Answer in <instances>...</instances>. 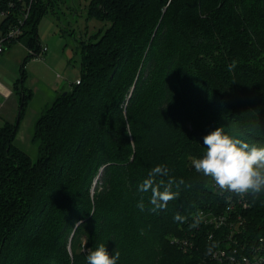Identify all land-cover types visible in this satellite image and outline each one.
I'll use <instances>...</instances> for the list:
<instances>
[{
	"label": "trees",
	"instance_id": "obj_1",
	"mask_svg": "<svg viewBox=\"0 0 264 264\" xmlns=\"http://www.w3.org/2000/svg\"><path fill=\"white\" fill-rule=\"evenodd\" d=\"M53 3L0 0V35L30 8L11 43L38 55V24ZM88 7V19L105 31L81 43L80 83L36 121V161L16 144L32 97L22 86L29 58L15 82L20 121L0 129V264H87L101 244L119 252L117 264H201L219 244H209L212 228L196 217L221 213L230 193L220 194L191 157L203 156V137L218 127L264 146V0H89ZM157 165L169 170L157 180L184 184L173 185L179 196L165 210L152 212L151 193L139 186ZM247 199L237 240L264 248V192ZM191 235L190 252L173 243Z\"/></svg>",
	"mask_w": 264,
	"mask_h": 264
},
{
	"label": "rangeland",
	"instance_id": "obj_2",
	"mask_svg": "<svg viewBox=\"0 0 264 264\" xmlns=\"http://www.w3.org/2000/svg\"><path fill=\"white\" fill-rule=\"evenodd\" d=\"M53 1L54 6L38 24V42L42 49H48L47 53L40 51L38 55H33L34 50L28 49L23 42H10L5 46L0 64L4 71L0 77L10 84L11 78L21 77V67L29 58L22 86L32 93V97L25 106L23 119H30L35 112L37 116L28 128L22 129L25 136H18L16 144L34 161L38 157L37 146L32 142L36 121L62 93L71 91L81 78V43L95 42L94 37L100 36L106 28L104 23L88 19L89 0ZM7 91L6 87L0 90V129L7 122L14 124L20 121L21 90L9 94ZM23 119L21 125L24 126ZM194 159L191 157V161Z\"/></svg>",
	"mask_w": 264,
	"mask_h": 264
},
{
	"label": "clouds",
	"instance_id": "obj_3",
	"mask_svg": "<svg viewBox=\"0 0 264 264\" xmlns=\"http://www.w3.org/2000/svg\"><path fill=\"white\" fill-rule=\"evenodd\" d=\"M233 62L232 67H234ZM231 70V68L229 69ZM205 152L201 158L194 159L195 170L206 177H210L220 194L231 193L238 196H257L264 192V146L249 144L239 138L225 134L222 127L216 128L203 137ZM168 168L165 165L153 167L147 178L139 186L143 193L150 192L149 203L153 206L150 211L165 210L168 202L178 198L179 192L173 191V185L179 187L184 180L178 182L174 178L157 180L167 177ZM137 207L144 210L141 200ZM174 220L180 223L186 218L177 213ZM190 227H198L193 223ZM119 252L110 255L105 245L101 244L95 250H89L87 264H117Z\"/></svg>",
	"mask_w": 264,
	"mask_h": 264
},
{
	"label": "built area",
	"instance_id": "obj_4",
	"mask_svg": "<svg viewBox=\"0 0 264 264\" xmlns=\"http://www.w3.org/2000/svg\"><path fill=\"white\" fill-rule=\"evenodd\" d=\"M29 9L18 25L10 28L6 34L0 35V54L4 52L8 43L21 36L22 26L28 18ZM41 51L47 53L48 49L46 47L41 48ZM76 83H80V80ZM249 206L247 195L234 197V194L230 193L227 197V207L221 213H216L210 209L199 211L196 220L203 227L212 228V231H208L206 235L209 244L215 242L219 244L209 256L204 257L201 264H212V262L219 264H264V248L262 246L256 247L253 244L239 243L237 240V234L243 231L244 223L239 209H247ZM195 236L177 238L173 240V243L177 244L184 253H187L196 246Z\"/></svg>",
	"mask_w": 264,
	"mask_h": 264
},
{
	"label": "crops",
	"instance_id": "obj_5",
	"mask_svg": "<svg viewBox=\"0 0 264 264\" xmlns=\"http://www.w3.org/2000/svg\"><path fill=\"white\" fill-rule=\"evenodd\" d=\"M4 52L2 54H0V64L2 63V59H3ZM2 73H4V71L1 70V67H0V74H2ZM10 77H12V76H10ZM10 80L12 81V83L9 84V82L7 83L4 80V78H1L0 77V90L5 89V87H6V90L8 89V91L6 92L7 94L12 93L14 91L13 89H14L15 82L17 81V78L16 77H15V79L14 78H11ZM30 114L33 115L31 112H30ZM36 116H37V113L35 112L34 115L31 116L30 119H28V118L23 119L24 126L23 125H20L19 131H18V134H17V137L21 135L20 137L24 138L25 135L23 136L22 129L23 128H28L32 124V121L35 119ZM21 124H22V122H21Z\"/></svg>",
	"mask_w": 264,
	"mask_h": 264
},
{
	"label": "water",
	"instance_id": "obj_6",
	"mask_svg": "<svg viewBox=\"0 0 264 264\" xmlns=\"http://www.w3.org/2000/svg\"><path fill=\"white\" fill-rule=\"evenodd\" d=\"M64 95H66V93H64ZM21 112V111H20Z\"/></svg>",
	"mask_w": 264,
	"mask_h": 264
}]
</instances>
